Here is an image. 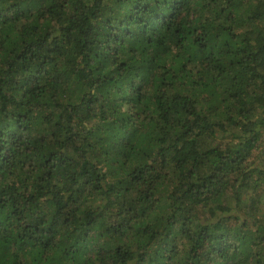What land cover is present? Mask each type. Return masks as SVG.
<instances>
[{"label":"trees","instance_id":"trees-1","mask_svg":"<svg viewBox=\"0 0 264 264\" xmlns=\"http://www.w3.org/2000/svg\"><path fill=\"white\" fill-rule=\"evenodd\" d=\"M0 264H264V0H0Z\"/></svg>","mask_w":264,"mask_h":264}]
</instances>
